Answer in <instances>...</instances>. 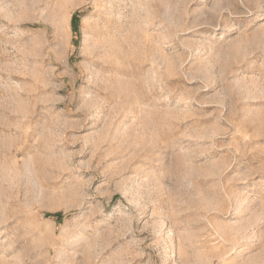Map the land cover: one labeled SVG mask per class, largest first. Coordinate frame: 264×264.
<instances>
[{
	"label": "rangeland",
	"instance_id": "obj_1",
	"mask_svg": "<svg viewBox=\"0 0 264 264\" xmlns=\"http://www.w3.org/2000/svg\"><path fill=\"white\" fill-rule=\"evenodd\" d=\"M0 264H264V0H0Z\"/></svg>",
	"mask_w": 264,
	"mask_h": 264
}]
</instances>
